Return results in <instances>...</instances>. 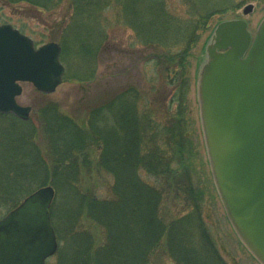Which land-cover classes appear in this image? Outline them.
<instances>
[{
  "label": "trees",
  "instance_id": "trees-1",
  "mask_svg": "<svg viewBox=\"0 0 264 264\" xmlns=\"http://www.w3.org/2000/svg\"><path fill=\"white\" fill-rule=\"evenodd\" d=\"M23 1L41 10L55 9L61 2L2 0L8 5ZM185 1L188 16L181 18L168 10L165 0H72L71 19L52 37L67 64L64 76L91 81L95 53L102 45H112L99 17L109 5H117L119 20L132 31L128 45L156 50L149 59L170 86L164 98L162 94L147 102L132 84L109 88L104 100L88 107L82 123L54 103L43 106L38 111L40 129L31 118L0 112V217L47 184L55 195L64 185L75 197L69 209H62L56 196L50 205L59 241L54 264H160L163 257L174 264H227L202 216L203 191L194 179L183 114L184 69L210 17L240 7L241 0ZM74 46L77 60L71 74L68 50L73 52ZM92 164L113 177L106 196L83 188L80 170ZM81 216L102 229L99 243L81 229Z\"/></svg>",
  "mask_w": 264,
  "mask_h": 264
},
{
  "label": "water",
  "instance_id": "water-1",
  "mask_svg": "<svg viewBox=\"0 0 264 264\" xmlns=\"http://www.w3.org/2000/svg\"><path fill=\"white\" fill-rule=\"evenodd\" d=\"M253 4L242 12L248 14ZM60 45L33 40L0 23V112L28 119L17 97L23 82L51 93L65 67ZM196 99L212 180L236 235L264 264V16L255 33L243 18L215 24L196 77ZM52 185L41 186L0 217V264H46L57 249L49 208Z\"/></svg>",
  "mask_w": 264,
  "mask_h": 264
},
{
  "label": "rangeland",
  "instance_id": "rangeland-1",
  "mask_svg": "<svg viewBox=\"0 0 264 264\" xmlns=\"http://www.w3.org/2000/svg\"><path fill=\"white\" fill-rule=\"evenodd\" d=\"M72 0H61L60 5L52 10H41L31 6L28 2H18L15 5L4 4L0 0V23H9L22 33L29 36L36 46L48 41L58 42L57 38L61 28L71 19L73 12L70 6ZM222 0H218V4ZM253 4V9L248 14H243V7ZM168 10L175 16L185 18L188 16L189 4L185 0H165ZM264 16V1L241 0L240 7L236 9H224L214 13L209 20L208 29L201 35L196 45L186 56L185 77L187 87L184 95V118L186 131L192 142L191 161L194 179L203 191L202 216L218 252L227 264H260L240 241L232 228L224 207L216 192L204 149L202 133L199 121L198 103L196 99V76L199 61L204 52V42L212 27L219 21L231 18H243L248 23V29L255 33L257 24ZM118 6L109 5L99 17V23L103 32H107L111 39L110 47L102 45L95 53L94 78L91 81H77L63 76L62 82L51 93L38 91L31 83H22V93L17 97L21 105L31 107L29 118L40 129L39 109L54 103L63 114L72 117L78 123H82L87 117V109L105 99L107 91L119 89L128 84L134 85L143 97L149 100L161 99V95H168L170 86L166 81L162 70L154 61L149 59V53L156 51L153 47H130L128 45L132 31L119 20ZM63 24V25H62ZM62 25V27H61ZM94 29H99L91 24ZM59 43V42H58ZM103 44L105 41L103 40ZM73 52H69V72L76 69V60ZM61 60V58H60ZM65 70L67 64L61 60ZM66 73V72H65ZM64 73V75H65ZM167 97V96H166ZM167 100V98H166ZM41 142L40 130L37 134ZM44 144V143H43ZM94 163L95 159L91 157ZM79 178L83 182V188L90 187L95 195L103 197L108 195L109 185L113 181L111 174L91 165V168L83 167ZM56 196V203H60L62 209H69L75 199L72 191L64 185H60ZM81 229L88 231L94 238L95 244L103 237L102 229L93 221L81 216ZM59 243V241H58ZM56 255L50 256L46 263L54 264ZM160 264H174L170 259L163 257Z\"/></svg>",
  "mask_w": 264,
  "mask_h": 264
}]
</instances>
